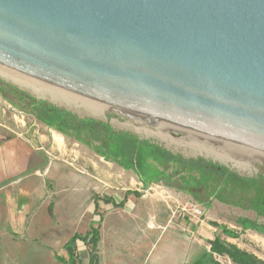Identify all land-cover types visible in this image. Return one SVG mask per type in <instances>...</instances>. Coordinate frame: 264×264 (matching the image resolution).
Returning <instances> with one entry per match:
<instances>
[{"label": "water", "instance_id": "obj_1", "mask_svg": "<svg viewBox=\"0 0 264 264\" xmlns=\"http://www.w3.org/2000/svg\"><path fill=\"white\" fill-rule=\"evenodd\" d=\"M0 73L264 166V0H0Z\"/></svg>", "mask_w": 264, "mask_h": 264}, {"label": "crops", "instance_id": "obj_2", "mask_svg": "<svg viewBox=\"0 0 264 264\" xmlns=\"http://www.w3.org/2000/svg\"><path fill=\"white\" fill-rule=\"evenodd\" d=\"M47 154L39 142L0 130V264H69L66 244L92 227L95 243H75V250L78 241L86 245L87 264H190L216 236L231 241L212 222H169L153 202H133L134 191L121 203L96 192L89 199L85 183L70 171L59 177ZM55 179L62 184L57 192ZM123 224L128 231H120Z\"/></svg>", "mask_w": 264, "mask_h": 264}, {"label": "rangeland", "instance_id": "obj_3", "mask_svg": "<svg viewBox=\"0 0 264 264\" xmlns=\"http://www.w3.org/2000/svg\"><path fill=\"white\" fill-rule=\"evenodd\" d=\"M6 79L0 75V86L13 88L24 94L27 99L20 98L19 93L12 90L6 91L5 89L6 92L3 90L0 92V130L5 131L6 135H22L42 144L48 152V160L52 162L56 168L55 170L58 171L59 177L63 175V172L70 171L71 174L81 179L86 185L89 199L91 196H89V193L96 192L121 203L127 190L134 191L138 195L135 196L133 202L139 204H143L145 200L153 202L157 207H161L164 216L167 215L169 222L171 220L173 223H177L178 217L182 216L173 214L176 205L182 200L192 198L204 208V216L197 221H192L186 216H183V218L190 220L192 223L204 224V226L207 224L210 228H213L210 225L212 224L211 222H216L220 226L232 230L235 234L238 233L237 237L229 236L231 238L229 243L254 253L264 261V216L247 208L248 202H246L245 198H239L225 191L221 195V199H218L215 195L220 193L221 188H219L216 189L215 194L212 193V190H209L198 199L188 192L166 185L164 181L150 182L145 186L140 180L139 173L135 170L138 166H136L137 161L133 140L140 143H149L153 147L170 154L173 159L168 155L169 160L163 164H157L150 158H148V161L156 163L159 169L165 170L167 175H173L172 178L174 179L179 176H199V170L196 168L189 170L180 167L175 161L177 158L178 160L187 161L198 160L199 162H207L219 166L228 173L256 181V183H252L255 185L264 184L262 180L264 179V166L247 160L252 163L250 166L237 167L235 166V158L219 159L213 153L206 151V149L215 151L216 149L214 148L203 144H194V141L189 139L109 111L103 112L102 115H94L87 108L76 106L74 102H71V100L61 94L57 98L48 94L38 95L28 88L20 87V85L18 86L11 80ZM33 100L68 112L69 115L64 116L61 121L63 132L41 121L39 116L33 112L35 109ZM86 119L90 120L87 127L82 123ZM109 130L116 134H125L128 137L116 141L117 144L121 145L120 151L118 150L119 153L118 151L113 152L110 157L109 155H103V148L99 141L100 139L102 141L105 140ZM86 134L88 137H86ZM82 138L84 139L81 140ZM156 150L158 152V149ZM129 159H133L135 168L129 166L131 164ZM59 180L54 183L56 192L57 189H62V184L58 182ZM119 211L125 218L126 210L120 209ZM146 220L148 221V219ZM251 221L255 223L254 225L257 226V229L248 227ZM216 228L218 235L228 236L221 232L217 226ZM120 231H128L127 225L123 224ZM200 233L202 234V232ZM86 248V245L80 241L77 242L75 251L79 264H87ZM61 254L63 253H59V255ZM210 255L218 264H234L226 255H218L213 252ZM62 264L64 263L62 262ZM205 264L213 263L207 258Z\"/></svg>", "mask_w": 264, "mask_h": 264}, {"label": "trees", "instance_id": "obj_4", "mask_svg": "<svg viewBox=\"0 0 264 264\" xmlns=\"http://www.w3.org/2000/svg\"><path fill=\"white\" fill-rule=\"evenodd\" d=\"M7 90H12L16 93H19L20 98L27 97L16 91L13 88H10L8 86H0V92ZM5 91V92H6ZM34 105V111L35 114L39 116L41 121L45 122L49 126H54L57 130L63 132L62 127V120L63 117L66 115H69L68 112H65L63 110H59L55 107L49 106L46 103H39L38 101L33 100ZM90 120H84L82 123L87 127L88 122ZM93 123V121H91ZM107 128V127H106ZM87 133V131H86ZM108 135L105 137V140L102 141L100 139V143L103 148V155L109 157L113 154L115 151H120L119 144L116 143V141L123 140L124 138H128L125 134H116L114 132H111L110 130L107 131ZM86 137L87 134H86ZM82 138L81 140H83ZM80 141V139H78ZM134 141V149H135V156H136V166L133 164V159H129V162L131 164L130 167H134L135 170L139 173L140 180L144 183L146 186L150 182H159L164 181L166 185H171L172 187H175L176 189L183 190L185 192H188L194 196H196L198 199L200 196L209 191L212 190V193H216V189L221 188V191L218 195H215V197L218 199H221V195L225 193H231L239 198H245L246 202H248L247 208L254 210L257 214L264 216V184L255 185L252 184L253 182L256 183V181H251V179H245L238 177L236 174L228 173L226 170H223L219 166H215L213 164H209L207 162H199L198 160L195 161H187L182 160L178 158L175 160L176 163L180 165L182 168L186 169H197L199 170V176L194 177L193 175L185 176H179L178 178H172L173 175H167L165 170H161L158 167L159 164L165 163L168 159V155L171 159L173 157L168 154L167 152L160 150L157 147H153L149 143L146 142H138ZM143 143V144H142ZM158 149V152L157 150ZM118 151V153H119ZM117 153V152H116ZM133 156V158H135ZM148 158L155 161L156 163L149 162ZM175 159V158H174ZM262 179V178H260ZM264 181V179H262ZM221 185V187H219ZM244 194V195H243ZM215 226L220 228L221 232H224L226 235L231 237H237L238 233L232 232V230H229L225 227L220 226L216 222H212ZM251 221L249 223L250 226L254 229H257V226L254 225ZM97 229L92 227L91 230L88 232V234L84 236L80 235H74L70 241L66 244V250L68 252L69 256V264H75V257H74V251H75V243L77 240H80L82 242L87 243H95L97 240ZM210 244V251L213 253H216L218 255H226L228 256L231 261L234 264H264V261L258 258L253 253L247 252L245 250H242L238 248L234 244L227 243L225 241H222L219 236H216L213 240H209ZM210 253H203L200 255V257L196 260H194L190 264H205V260L209 258V261H211L213 264H218L212 257ZM209 254V255H208Z\"/></svg>", "mask_w": 264, "mask_h": 264}, {"label": "bare ground", "instance_id": "obj_5", "mask_svg": "<svg viewBox=\"0 0 264 264\" xmlns=\"http://www.w3.org/2000/svg\"><path fill=\"white\" fill-rule=\"evenodd\" d=\"M0 75L11 80L12 82L16 83L18 86L20 85V87L22 86V87L28 88L29 90H31L33 92H36L38 95H45V94L47 95L48 94V95H51V96L56 97V98L60 97V94H58V93H55V92L49 91L47 89L29 84L27 82L12 78L10 76H7V75L1 74V73H0ZM67 98L69 100H71V102H74L76 104V106L87 108L94 115H99V114L102 115V113L106 111V110L100 109L98 107L83 103L81 101H78V100H75V99H72L69 97H67ZM194 144L200 145V143H197V142H194ZM191 145H193V144H191ZM206 151L213 153V155L219 159H231V158L234 159L235 158V160H234L235 166H237V167H248V166H250V164H252L251 162H248L247 160H244V159L237 157V156L235 157L231 154L225 153V152L217 150V149L215 151L211 150V149H206Z\"/></svg>", "mask_w": 264, "mask_h": 264}, {"label": "built area", "instance_id": "obj_6", "mask_svg": "<svg viewBox=\"0 0 264 264\" xmlns=\"http://www.w3.org/2000/svg\"><path fill=\"white\" fill-rule=\"evenodd\" d=\"M173 214L197 221L204 216V208L192 198H187L176 205Z\"/></svg>", "mask_w": 264, "mask_h": 264}]
</instances>
